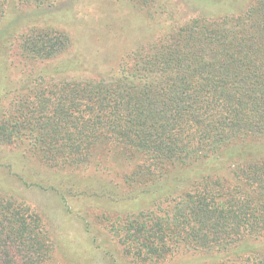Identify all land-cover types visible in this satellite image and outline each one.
<instances>
[{
    "label": "trees",
    "instance_id": "obj_1",
    "mask_svg": "<svg viewBox=\"0 0 264 264\" xmlns=\"http://www.w3.org/2000/svg\"><path fill=\"white\" fill-rule=\"evenodd\" d=\"M20 1L41 7L55 0ZM203 1L214 12L135 46L112 72L34 90L10 119L8 135L29 140L49 167L136 181L148 200L175 189L183 170L174 168L189 164L190 186L171 208L148 209L137 226L128 219L121 226L133 256L157 262L184 245L208 254L193 261L264 264V153L244 142L264 138V0L237 10L233 0ZM11 4L0 0V22ZM70 46V36L57 29H32L23 42L37 60ZM80 63L72 65L82 69ZM222 155L206 171L197 168ZM48 233L27 202L0 199V263L50 261Z\"/></svg>",
    "mask_w": 264,
    "mask_h": 264
},
{
    "label": "rangeland",
    "instance_id": "obj_2",
    "mask_svg": "<svg viewBox=\"0 0 264 264\" xmlns=\"http://www.w3.org/2000/svg\"><path fill=\"white\" fill-rule=\"evenodd\" d=\"M248 1L233 0L234 9ZM204 2L55 0L38 7L36 3L12 0L7 19L0 22V199L27 202L41 215L49 231L47 240L53 248L50 261L43 264L216 262L214 259L193 261L192 257L208 254L190 251L184 245L161 261H141L133 256L134 248L122 235L125 221H132L134 226L140 224L139 213L143 215L148 209L158 208L164 214L166 207L173 206V198L182 196L190 186L194 170L185 168L189 164L174 168L173 172L183 170L176 179L175 189L148 200L149 193L141 191L136 181L86 168L49 167L29 149V140L13 141L8 135L10 119L34 90L63 78H93L97 73L112 72L135 46L156 41L199 13L214 12L206 10L209 6L205 8ZM32 29L63 31L70 36L71 46L53 58L34 59L23 47L24 36ZM76 62H81L82 69L72 65ZM244 142L264 153V138ZM221 158L224 155L203 159L197 168L206 171ZM106 185L113 189H105ZM141 193L144 196L136 200ZM166 195L170 196L163 198ZM161 199L162 205L158 203ZM153 201L156 203L149 204ZM224 254H217V258Z\"/></svg>",
    "mask_w": 264,
    "mask_h": 264
}]
</instances>
